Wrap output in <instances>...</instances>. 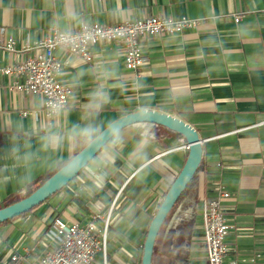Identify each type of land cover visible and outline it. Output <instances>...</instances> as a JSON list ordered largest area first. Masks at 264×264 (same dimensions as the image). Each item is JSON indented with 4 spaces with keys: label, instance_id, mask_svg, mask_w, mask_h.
Segmentation results:
<instances>
[{
    "label": "crops",
    "instance_id": "0c3cea01",
    "mask_svg": "<svg viewBox=\"0 0 264 264\" xmlns=\"http://www.w3.org/2000/svg\"><path fill=\"white\" fill-rule=\"evenodd\" d=\"M71 7L76 8L85 22L104 24L151 15H187L201 19L195 27L179 33L143 35V61L135 70L125 67L124 45L120 40L95 44L90 60L57 48L56 55L67 59L61 70L64 75L59 78L71 80L77 71L98 64L118 65L121 78L129 82L138 79L148 85L145 94L154 98V109L180 114L197 130L202 140V162L187 194L194 211L193 227L187 253L172 256L176 264H208L200 209L204 199L215 195L218 185L230 192L229 197L221 200L230 224L225 238L229 246L225 261L263 263L264 0H0L3 36L12 35L17 48L25 43L34 44L49 28L55 27L56 14ZM117 8H121L123 14L114 18L112 13ZM236 14L240 15L237 21L234 20ZM245 23L252 24L256 38L239 41L233 30ZM79 25L77 22L71 29ZM64 26L61 21V28ZM34 52L33 49L9 51L0 47V65L22 61ZM83 79L85 85L76 94L77 111L72 119H77L86 107L87 93L97 83L91 75ZM14 80L12 75L0 72V128L16 119L34 117L33 98L42 95L36 90L17 89ZM134 98H139L134 90L127 98L114 92V103L107 114H115L121 105ZM164 129L155 128L153 159L161 165L157 178L166 176L172 181L185 161L186 141L180 133ZM7 145V135L0 132V149ZM44 176L38 175L34 184ZM25 189L9 181L0 185V198L5 200L13 193L20 196ZM113 191L117 201L123 199L119 191ZM162 191H165L163 183L143 193L141 200L151 204ZM123 195H127V190ZM44 202L47 203L42 205ZM37 207L40 209L35 211ZM119 208L120 204L115 203L110 225L116 222ZM92 210L96 208L83 199L62 198L56 191L26 213L0 223V264H5L14 251L29 250L31 256H36L50 247L44 231L54 216L83 223ZM146 229L123 237H114L112 230L108 231L107 264H140L135 255L144 241ZM256 252L260 256L254 263L240 262L242 256ZM96 260V264H101L102 256L98 255Z\"/></svg>",
    "mask_w": 264,
    "mask_h": 264
},
{
    "label": "clouds",
    "instance_id": "9594fccd",
    "mask_svg": "<svg viewBox=\"0 0 264 264\" xmlns=\"http://www.w3.org/2000/svg\"><path fill=\"white\" fill-rule=\"evenodd\" d=\"M122 14L123 10L117 8L112 16ZM61 21L65 23L63 28ZM77 22L82 26L85 19L75 7L56 14L53 23L62 50L73 45L71 25ZM233 31L239 41L256 38L250 23L239 24ZM85 75H91L97 83L87 93L86 107L72 119ZM62 83L66 96H36L32 101L34 117L16 119L0 128L8 137L7 147L0 149V185L12 181L21 189L29 188L38 175L44 174L51 177L45 188L55 185L60 197L83 199L103 215L119 203L118 218L110 225L114 237L162 222L181 180L157 178L161 165L153 159L155 128L165 124L181 130L184 117L154 111V98L145 94L148 85L138 79L129 82L121 78L118 65L81 69ZM132 90L139 94L138 99L121 105L115 114H107L114 103V92L127 98ZM161 183L165 191L158 199L151 204L141 200L143 193ZM113 189L120 192L122 200L117 201Z\"/></svg>",
    "mask_w": 264,
    "mask_h": 264
},
{
    "label": "built area",
    "instance_id": "2783aa9c",
    "mask_svg": "<svg viewBox=\"0 0 264 264\" xmlns=\"http://www.w3.org/2000/svg\"><path fill=\"white\" fill-rule=\"evenodd\" d=\"M236 14L234 20L239 19ZM200 18L183 15L180 17L151 15L136 19H124L113 24L100 22H85L82 26L71 29L75 39L73 45L65 50L90 60L93 57L92 48L103 40H120L124 45V64L131 70L143 61L141 37L160 33L174 34L185 28L195 27ZM4 26H0V47L9 51L35 50L22 61L0 65V72L12 75L14 86L19 90H36L55 94L60 97L67 95V90L59 78V74L67 62L66 58L56 55L58 44L55 27L35 41L16 47L12 35L4 37ZM22 78V79H21ZM70 99V98H69ZM187 147V146H186ZM230 192L217 186L216 193L203 200L200 209L202 237L208 264H239L236 260L225 261L229 246L225 240L230 224L221 206V200L229 197ZM111 222V211L103 215L99 210H92L85 222L67 220L56 215L44 231V237L49 243L48 248L36 256H31L29 250L14 251L5 264H96V257L102 256L101 264H107V236ZM260 256L256 252L242 256L240 262H252ZM254 264H264L254 263Z\"/></svg>",
    "mask_w": 264,
    "mask_h": 264
},
{
    "label": "water",
    "instance_id": "95a60500",
    "mask_svg": "<svg viewBox=\"0 0 264 264\" xmlns=\"http://www.w3.org/2000/svg\"><path fill=\"white\" fill-rule=\"evenodd\" d=\"M154 111H157L160 114L169 115L173 118L176 117V115H173L171 113L159 109H154ZM160 125H163L173 131L180 133L185 139L186 146L188 149L183 165L181 166L175 178L172 180V181L181 180V183L178 185L177 194L175 195L174 199L171 200L170 207L168 208L166 214L164 215L163 218L164 221L170 209L172 208V206L174 205V203L176 202V200L178 199V197L180 196V194L182 193V191L184 190V188L192 178L196 169L198 168L202 159L203 147H202V140L199 137L197 130L188 122L183 120L184 127L181 130H178V126L168 127L165 124H160ZM50 179L51 177L49 176L28 195L23 196L9 204L0 206V223L16 215H19L22 212L27 211L31 207L38 205L40 202L44 201L48 196L55 193L56 192L55 185H49L47 188H45V186L48 185ZM163 221L158 222L156 225H149L147 227V231L143 241L140 264H152V254L154 250L156 236Z\"/></svg>",
    "mask_w": 264,
    "mask_h": 264
},
{
    "label": "rangeland",
    "instance_id": "374dc122",
    "mask_svg": "<svg viewBox=\"0 0 264 264\" xmlns=\"http://www.w3.org/2000/svg\"><path fill=\"white\" fill-rule=\"evenodd\" d=\"M156 128H160V130H166L164 129L166 127H162V126H156ZM185 150L186 151L188 150L187 147L185 148ZM189 191L190 190L187 191L182 201L171 210L172 212L169 213L168 215L166 225L161 227V229L159 230L156 236L155 247H154L155 250L152 257L153 264H176L172 256L174 254L183 255L188 251L187 248L193 227V215H194V211H192V205H191L192 203L190 200L191 197L187 196ZM22 192L23 190H20L19 194H22ZM45 203L47 202L42 203V205L43 204L45 205ZM4 204H5V200L0 198V206H3ZM39 209L40 208L37 207L34 210L36 211ZM190 225L191 228L190 230H188L187 227ZM110 230L111 227L108 228V231ZM141 245H139L138 249L136 250V255H135L136 262H139V259L141 262L143 243H141ZM107 252L108 254H110L109 246ZM133 256L134 255L131 254L130 258L132 259Z\"/></svg>",
    "mask_w": 264,
    "mask_h": 264
},
{
    "label": "trees",
    "instance_id": "16d2710c",
    "mask_svg": "<svg viewBox=\"0 0 264 264\" xmlns=\"http://www.w3.org/2000/svg\"><path fill=\"white\" fill-rule=\"evenodd\" d=\"M201 162H202V161H201ZM201 162H200L198 168L196 169L195 173L193 174L192 178L190 179V181L188 182V184L186 185V187L184 188V190L182 191V193L180 194V196L178 197V199L176 200V202L174 203V205H173L172 208L170 209L169 213H171V212H172L171 210H172L174 207H176V206L182 201V199H183L184 196L186 195L187 191L190 190V188H191L192 185L194 184L195 176H196L197 171H198V169H199V167H200V165H201ZM48 177H49V175H45L44 177H42V178L38 181L37 184H34V182H33V184H32L29 188H26V189H25L24 193H23L22 195H20V197H19V196H15L14 193H13V194H10V195H8V196H6V197H5V204H4V205L9 204V203H11V202H13V201H15V200H17V199L23 197V196L28 195L30 192H32V191H33L38 185H40V184H41L45 179H47ZM49 197H50V196H48L47 198H49ZM47 198H46V199H47ZM46 199H45V200H46ZM45 200H44V201H45ZM42 202H43V201H42ZM40 203H41V202H40ZM40 203H39V204H40ZM35 206H37V205H35ZM35 206L31 207V208L28 209L27 211L31 210V209L34 208ZM27 211L22 212V213H20V214L26 213ZM169 213H168L167 216L165 217V219H164V221H163L161 227H163V226L166 225V222H167V219H168V215H169ZM20 214H19V215H20ZM16 216H18V215H16ZM16 216H14V217H16ZM14 217H12V218H14ZM12 218H9V219H7V220H5V221H3V222L9 221V220H11ZM1 223H2V222H1ZM147 227H148V226H147ZM161 227H160V229H161ZM187 228H188V230H190L191 225L188 226ZM160 229H159V230H160ZM146 231H147V229H146ZM146 231H145V234H146ZM158 232H159V231H158ZM154 247H155V244H154ZM154 250H155V249H154ZM154 250H153V253H154ZM152 257H153V254H152Z\"/></svg>",
    "mask_w": 264,
    "mask_h": 264
}]
</instances>
